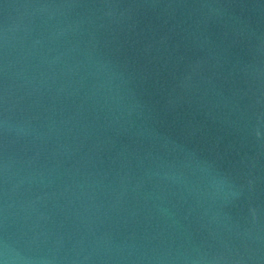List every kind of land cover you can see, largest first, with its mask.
I'll list each match as a JSON object with an SVG mask.
<instances>
[{
	"label": "water",
	"instance_id": "95a60500",
	"mask_svg": "<svg viewBox=\"0 0 264 264\" xmlns=\"http://www.w3.org/2000/svg\"><path fill=\"white\" fill-rule=\"evenodd\" d=\"M0 264H264V0H0Z\"/></svg>",
	"mask_w": 264,
	"mask_h": 264
}]
</instances>
